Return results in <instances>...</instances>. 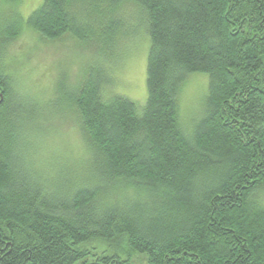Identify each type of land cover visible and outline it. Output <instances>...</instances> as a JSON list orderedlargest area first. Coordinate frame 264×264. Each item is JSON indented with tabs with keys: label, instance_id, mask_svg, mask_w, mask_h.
I'll return each instance as SVG.
<instances>
[{
	"label": "trees",
	"instance_id": "trees-1",
	"mask_svg": "<svg viewBox=\"0 0 264 264\" xmlns=\"http://www.w3.org/2000/svg\"><path fill=\"white\" fill-rule=\"evenodd\" d=\"M128 2L147 20L145 105L106 99L95 63L67 96L96 186L51 193L20 163L15 111L23 118L30 102L0 65V264H134L137 254L140 264H264V0H43L27 25L106 46L125 30ZM22 22L14 12L0 22V51ZM194 71L209 75L208 107L185 131L179 93ZM108 182L134 193L101 203Z\"/></svg>",
	"mask_w": 264,
	"mask_h": 264
},
{
	"label": "rangeland",
	"instance_id": "rangeland-1",
	"mask_svg": "<svg viewBox=\"0 0 264 264\" xmlns=\"http://www.w3.org/2000/svg\"><path fill=\"white\" fill-rule=\"evenodd\" d=\"M42 2L0 0V22L10 12L23 18L18 35L2 41L0 65L10 77L12 91L30 102L23 118L15 111L24 134L20 147L16 145L15 155L28 170H37L51 193H62L66 186L93 187L101 179L93 170L92 150L85 141L77 111L67 99L69 91L79 85L91 63L101 64L108 77L102 88L105 98L123 95L140 110L148 95L150 39L146 15L141 5L133 2L120 7L125 30L106 46L71 34L56 40L44 39L27 25V18ZM82 15H87L90 25L99 24L95 15L89 12ZM208 83V73L199 71L190 72L183 83L179 113L185 131H191L194 122L206 112ZM28 117L30 122L26 123ZM110 183L103 188L101 203L117 201L124 194L130 199L134 193L131 188ZM258 198L264 200V192ZM142 262L144 255L137 254L133 263Z\"/></svg>",
	"mask_w": 264,
	"mask_h": 264
}]
</instances>
